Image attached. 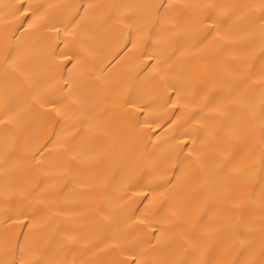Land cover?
<instances>
[{"label":"snow or ice","instance_id":"1","mask_svg":"<svg viewBox=\"0 0 264 264\" xmlns=\"http://www.w3.org/2000/svg\"><path fill=\"white\" fill-rule=\"evenodd\" d=\"M0 7L5 10L0 16V162L5 168L0 171L6 173L0 191V264H264V0L150 5L14 0ZM142 8L147 11L138 14ZM234 19L256 29L259 48L252 40L238 49L244 53L239 69L228 62L226 74L204 72L195 54L206 58L227 49ZM121 25L126 32L116 43L118 54L105 63L108 57H100L108 30ZM189 46L194 59L182 62L177 53L184 55ZM125 58L134 61L131 88L125 76L101 81L98 64L106 74ZM192 105L198 110L183 116ZM117 112L125 119L130 114L132 127L146 130L159 152L141 154L139 136L129 147L125 128L119 149L107 148ZM169 113L173 118L166 119ZM138 168L144 171L143 186L133 180ZM35 171L44 177L38 183L28 178ZM252 180L241 196L240 182ZM55 181L62 182V192ZM193 183H199L196 195L212 219L205 213L189 234L192 198L173 193ZM93 192L102 194L99 205L88 203ZM64 193L76 207L56 206ZM134 204L140 207L128 215ZM46 213L61 218L67 213V226L54 227ZM221 216L228 219L223 241L247 238L240 241L243 261L203 259L205 238L217 232ZM122 217L137 228L116 231ZM93 220L109 222L113 236L106 246L119 249L125 259L70 258ZM141 227L146 239L137 235ZM12 229L27 231L19 233L23 242L17 238L9 248L10 236L17 235ZM37 232H55L56 239L41 250L32 239ZM96 249L99 245L93 254Z\"/></svg>","mask_w":264,"mask_h":264},{"label":"bare ground","instance_id":"2","mask_svg":"<svg viewBox=\"0 0 264 264\" xmlns=\"http://www.w3.org/2000/svg\"><path fill=\"white\" fill-rule=\"evenodd\" d=\"M34 3L44 2V0H33ZM49 3L63 5V4H77L81 3V0H47ZM84 3H102V4H111V3H136L140 5H150L153 3H157L158 0H83ZM243 2H256V0H243ZM14 3V0H0V4H11ZM138 14H142L147 11V8L137 9ZM5 14V10L3 7H0V16ZM82 14V13H81ZM235 25V35L233 37V41L231 45L225 50H218L215 52L210 53L206 58H202L201 54L196 53L195 59L199 63V66L203 69L206 73H216L220 72L221 74H226L224 72L225 66L228 62H231L234 69L240 68V60L244 58V53L238 51L241 47L246 45L252 40H256L255 47L259 48V40L255 35L256 29H250L244 20H235L233 21ZM126 29L123 28L121 25L117 30H108V36L106 39L105 44L103 45L101 51V59L104 56L108 57V61L105 63L112 61L113 58L118 54V49L116 48V43L120 38L122 33H125ZM195 41H193L194 43ZM147 46V45H146ZM149 50L152 51L151 47ZM172 50H169L168 54H171ZM194 50L191 49L189 46V51L186 52L184 55H180L177 53V56L180 58L182 62L192 61L194 59ZM3 50L0 48V57H2ZM254 60V58H250V63ZM134 61L125 58V60H121L114 64V66L108 71L106 74L100 72V68L104 67V64L97 65V75L100 77L101 81L107 79L109 82H115L119 80L121 76H125L127 78V85L129 88L132 87L133 81L131 80L130 74L132 73V64ZM2 72V69H0ZM257 103L259 101V96L257 95ZM3 110V101L0 99V111ZM198 110L195 105H192L189 110H186L183 113V116L188 114V111H196ZM161 115L163 113H160ZM175 115H181L180 113H175ZM182 116V118H183ZM173 118V113H169L166 119ZM257 119V123H258ZM122 128H125L127 131L128 136V146L131 147L137 137L140 138V151L141 154L144 153H151L152 151L159 152V149H156L153 143H150V138L146 130L143 129H136L132 127V120L131 115L125 119L122 113L117 112V114L112 118L111 121V132H110V139L108 144L106 145L107 148L111 149H119V136L121 134ZM168 131H171L170 129ZM160 132V130H158ZM153 138L155 133L152 134ZM160 135L163 137L166 135L164 132H160ZM3 151V144L0 142V153ZM18 155H23L22 153H18ZM19 164H25L24 161H18ZM5 168L4 164L0 162V169ZM5 171H0V191H2L4 186V176ZM144 176V171L142 169H137L133 180L134 183L139 181L141 186L146 183V180H141ZM28 178L33 183H38L43 177L42 173L39 171L29 172ZM255 183V180L252 181H241L240 182V195L246 196L247 192L251 189L252 184ZM56 184V191L62 192V182L55 181ZM200 185L199 183H193L188 186L187 190L184 189H177L173 196L182 197V196H190L191 200V208L189 210V226L188 232L191 234L192 231L196 229V226L199 224V221L202 218H205V213H208L207 207L203 204L202 199L196 195L199 192ZM102 201V194L100 192H93L88 197V203L90 205H99ZM123 203V202H121ZM56 206L63 207L65 209H71L76 207L70 198L69 193H64L63 196H58L56 199ZM136 207H140L138 204L133 205V209L129 210L128 215L133 214V210ZM94 211V209L92 210ZM138 215V213H137ZM51 216V220L54 224V227L58 228L60 223H64L67 226V221L69 216L66 215L61 218L58 216H53L51 213H46L45 218ZM207 219H212V214L208 213ZM126 218L122 217L121 222L119 224V228L116 231L119 232H131L137 228L136 225H133L131 220H127ZM228 223V219L225 216H221L217 221L218 230L216 233L211 234L205 238V243L207 245L206 253L203 256V259H209L215 257L216 259H239L243 261L246 259V256L241 255L242 249L244 245L241 244V239H245V243H247V238H241L238 236H232L227 241H223V232L226 229V225ZM110 225L107 221H101L99 225L96 224L95 220L92 221V225L89 228L85 239L77 246V251L72 254L70 258L79 259L81 261L88 260V259H103L105 261L111 262L117 259H125L126 257L120 255L119 249H112L107 247V244L111 243V237L113 236V232L109 230ZM15 232L17 235L10 236L9 238V248L13 247L16 243L17 238L20 242H23V236L19 235L21 232H26L27 229H12L10 230ZM2 232V230H0ZM138 237L141 239H146V230L141 227V230L137 233ZM174 233H169V237H173ZM2 238V237H0ZM36 244H38L43 250L49 243V240L56 239L55 232H37V234L32 238ZM257 255H259V243L260 241L257 239ZM95 245H99V249L95 250V254H93L92 249H94ZM55 247V245L53 246ZM147 247V246H145Z\"/></svg>","mask_w":264,"mask_h":264}]
</instances>
